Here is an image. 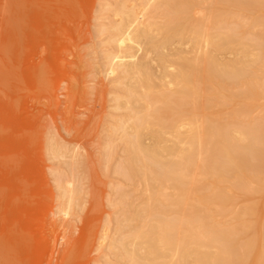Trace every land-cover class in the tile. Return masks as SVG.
Instances as JSON below:
<instances>
[{
    "label": "bare ground",
    "instance_id": "bare-ground-1",
    "mask_svg": "<svg viewBox=\"0 0 264 264\" xmlns=\"http://www.w3.org/2000/svg\"><path fill=\"white\" fill-rule=\"evenodd\" d=\"M106 5L119 113L106 148L122 143L131 187L102 264H264V0ZM55 179L72 210L80 189Z\"/></svg>",
    "mask_w": 264,
    "mask_h": 264
},
{
    "label": "rangeland",
    "instance_id": "rangeland-1",
    "mask_svg": "<svg viewBox=\"0 0 264 264\" xmlns=\"http://www.w3.org/2000/svg\"><path fill=\"white\" fill-rule=\"evenodd\" d=\"M20 1L0 0V264H102L113 259L102 233L126 207L116 193L131 187L116 171L122 143L106 148L119 114L102 58L112 6ZM50 138L64 155L49 152ZM56 174L80 189L72 210L61 211Z\"/></svg>",
    "mask_w": 264,
    "mask_h": 264
}]
</instances>
